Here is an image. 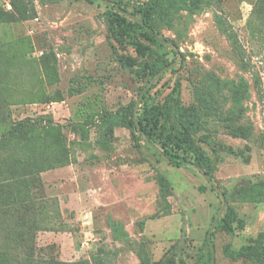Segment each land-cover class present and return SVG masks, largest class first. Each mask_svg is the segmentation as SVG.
Listing matches in <instances>:
<instances>
[{
  "label": "rangeland",
  "instance_id": "obj_1",
  "mask_svg": "<svg viewBox=\"0 0 264 264\" xmlns=\"http://www.w3.org/2000/svg\"><path fill=\"white\" fill-rule=\"evenodd\" d=\"M110 3L0 0V264H207L208 230L212 264H260L229 252L264 247V0ZM154 70L161 139L223 202L131 131Z\"/></svg>",
  "mask_w": 264,
  "mask_h": 264
},
{
  "label": "trees",
  "instance_id": "obj_2",
  "mask_svg": "<svg viewBox=\"0 0 264 264\" xmlns=\"http://www.w3.org/2000/svg\"><path fill=\"white\" fill-rule=\"evenodd\" d=\"M98 2H106L108 8H115L113 4L110 3V0H97ZM118 4V3H117ZM119 9L128 12L124 7L118 4ZM128 16L125 14H120L118 12L115 13V20L121 24L131 28H138L145 35L148 39L152 42L163 46L165 42L160 39L156 32L154 31L151 23V19L147 11L144 13L142 18L136 17L135 12L127 13ZM137 49L139 52L144 53L145 45L141 42L136 41ZM170 66V65H167ZM160 70H154L150 72V75L147 79V84L145 87L140 91V101L132 102L131 104L127 105L125 109V115L128 117V124L131 128V131L137 135V137L143 140L146 145L158 151L160 155L165 157L170 163L176 166H184L187 164H194L196 165L201 172L205 175L207 180L211 185V189L218 191V196L221 198V202L224 201V193L223 191L219 190V187L216 183L215 177L211 173V171L204 165L203 161L200 159L199 154H197V158H195V162L190 156L182 153H178L173 149L169 148L166 144V141L161 139V135L164 131V121L163 118L165 116H170L171 110L166 105L162 104H150L146 101L147 96L151 87L154 85L153 81L156 79ZM178 86V83H176ZM176 89V87H175ZM162 142V148L158 149L157 143ZM191 144V143H190ZM196 150V148L194 149ZM197 152V151H196ZM198 153V152H197ZM246 192H249L250 189L245 188ZM252 193L250 194V198L258 201L264 197V180L258 182V186H254L252 188ZM235 217L232 216V213L225 214L224 216L218 219L220 226L229 234L234 233V227L232 225V221ZM215 219V217H214ZM211 233L212 231L208 230L207 235L205 237V242L208 247V263L212 264V241H211ZM229 255L233 258H240L245 257L251 259L257 263L264 264V247L263 248H252L250 246H243L240 249L232 250L229 252Z\"/></svg>",
  "mask_w": 264,
  "mask_h": 264
},
{
  "label": "water",
  "instance_id": "obj_3",
  "mask_svg": "<svg viewBox=\"0 0 264 264\" xmlns=\"http://www.w3.org/2000/svg\"><path fill=\"white\" fill-rule=\"evenodd\" d=\"M211 249H212V253H213V247L211 246Z\"/></svg>",
  "mask_w": 264,
  "mask_h": 264
}]
</instances>
